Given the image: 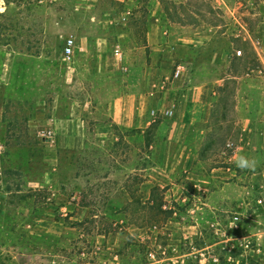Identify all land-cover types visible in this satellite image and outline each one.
Here are the masks:
<instances>
[{
    "label": "rangeland",
    "instance_id": "1",
    "mask_svg": "<svg viewBox=\"0 0 264 264\" xmlns=\"http://www.w3.org/2000/svg\"><path fill=\"white\" fill-rule=\"evenodd\" d=\"M262 20L264 0H0V264H264L262 131L251 168L227 146L242 133L236 96L255 89L236 33ZM179 63L225 95L216 121L96 134L128 84ZM70 114L86 121L80 143L49 142ZM90 212L99 231L77 225Z\"/></svg>",
    "mask_w": 264,
    "mask_h": 264
},
{
    "label": "crops",
    "instance_id": "2",
    "mask_svg": "<svg viewBox=\"0 0 264 264\" xmlns=\"http://www.w3.org/2000/svg\"><path fill=\"white\" fill-rule=\"evenodd\" d=\"M236 36L244 40L243 52L239 50L241 54H244V60L256 66L252 69L255 74L251 76L247 73L245 78L252 79L248 81V86L253 85L255 89L246 90V92L242 89L243 92L236 96L238 104L234 106V113L240 115V119L238 118L235 123L242 133L238 141H228L227 146L230 145L229 148L233 149L232 162H235L237 166L239 157H245L250 161L256 158L257 153H254L252 147L254 140L260 136L257 131H262L261 141L264 144V20L253 31L246 29V31L237 32ZM164 39V27L158 22L152 23L148 29V40L152 49L163 48ZM169 55H167L168 58H170ZM177 70L178 75L175 74ZM216 85V82L206 80L194 83L188 65L179 63L174 66L171 77H160L154 83L150 79L147 89L140 84L136 85L132 82L128 84L126 90L111 101L107 113L108 119L97 122L94 131L97 135L105 137L116 126L146 129L156 116H163V112L171 108L174 129L188 133L196 123L217 120L225 95L216 90ZM2 104L3 97L0 95V108ZM56 121L58 127L57 131L52 130L54 136L51 139L45 138L51 143L59 141L61 145H78L79 135L86 128V121L82 116L70 114L61 116ZM260 174L264 194V168ZM261 203L264 204V198Z\"/></svg>",
    "mask_w": 264,
    "mask_h": 264
},
{
    "label": "built area",
    "instance_id": "3",
    "mask_svg": "<svg viewBox=\"0 0 264 264\" xmlns=\"http://www.w3.org/2000/svg\"><path fill=\"white\" fill-rule=\"evenodd\" d=\"M74 47H75V40L72 37L67 38L63 48L64 55L66 57H70L74 52ZM238 54H241V52L238 51ZM178 73L179 71L177 70L175 74L178 75ZM172 115H173V110L171 108H168L163 112L164 117H171ZM52 136H54V133L52 130L49 129L45 134V137L51 139ZM228 147H230V145ZM259 202L261 203L262 199H260Z\"/></svg>",
    "mask_w": 264,
    "mask_h": 264
},
{
    "label": "trees",
    "instance_id": "4",
    "mask_svg": "<svg viewBox=\"0 0 264 264\" xmlns=\"http://www.w3.org/2000/svg\"><path fill=\"white\" fill-rule=\"evenodd\" d=\"M163 212H166V211H163ZM97 215L95 214V213H91L90 212V214H88V217H86L85 219H83V220H81V221H79L78 223H77V225L78 226H80V227H82V229L84 230H86L87 232H90L91 231V229H97L98 230V228H100L99 227V225L97 224V222H98V219H97V217H96ZM104 226H106V227H108V228H101L100 230H108V229H111V231L114 229V227H113V223H107L106 225H104ZM99 231V230H98ZM132 239V238H131Z\"/></svg>",
    "mask_w": 264,
    "mask_h": 264
},
{
    "label": "clouds",
    "instance_id": "5",
    "mask_svg": "<svg viewBox=\"0 0 264 264\" xmlns=\"http://www.w3.org/2000/svg\"><path fill=\"white\" fill-rule=\"evenodd\" d=\"M237 166L240 167L241 169H244V168H251V167L254 166V162L248 160V159L245 158V157H239V158L237 159Z\"/></svg>",
    "mask_w": 264,
    "mask_h": 264
}]
</instances>
